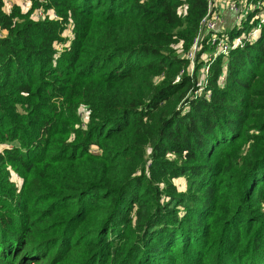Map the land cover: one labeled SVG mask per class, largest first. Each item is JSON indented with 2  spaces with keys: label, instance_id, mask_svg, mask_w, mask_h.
Listing matches in <instances>:
<instances>
[{
  "label": "trees",
  "instance_id": "trees-1",
  "mask_svg": "<svg viewBox=\"0 0 264 264\" xmlns=\"http://www.w3.org/2000/svg\"><path fill=\"white\" fill-rule=\"evenodd\" d=\"M24 1L0 0V264H264V25L203 84L210 0Z\"/></svg>",
  "mask_w": 264,
  "mask_h": 264
},
{
  "label": "built area",
  "instance_id": "built-area-1",
  "mask_svg": "<svg viewBox=\"0 0 264 264\" xmlns=\"http://www.w3.org/2000/svg\"><path fill=\"white\" fill-rule=\"evenodd\" d=\"M21 1L22 9L29 10L31 3ZM14 3V0H6L8 7H12ZM36 16L43 17V12L40 11ZM52 16L56 18L55 14ZM263 25L264 0H210L208 13L202 20L199 34L187 55L190 60L189 75L195 74L196 60L202 49L203 38L207 37V45L212 47V52L202 57L204 65L201 69V79L205 84L210 66L216 58L219 55L227 56L232 49L256 42L262 33Z\"/></svg>",
  "mask_w": 264,
  "mask_h": 264
},
{
  "label": "rangeland",
  "instance_id": "rangeland-1",
  "mask_svg": "<svg viewBox=\"0 0 264 264\" xmlns=\"http://www.w3.org/2000/svg\"><path fill=\"white\" fill-rule=\"evenodd\" d=\"M15 1L18 2V3H21L22 2L21 0H19V1L18 0H15ZM36 18H37V16H36ZM18 179L19 178H17V177L15 178V180L19 182ZM176 184L178 185L180 191H185L186 190V182L184 181V179H180V180L176 181Z\"/></svg>",
  "mask_w": 264,
  "mask_h": 264
},
{
  "label": "crops",
  "instance_id": "crops-1",
  "mask_svg": "<svg viewBox=\"0 0 264 264\" xmlns=\"http://www.w3.org/2000/svg\"><path fill=\"white\" fill-rule=\"evenodd\" d=\"M19 1V0H18Z\"/></svg>",
  "mask_w": 264,
  "mask_h": 264
}]
</instances>
